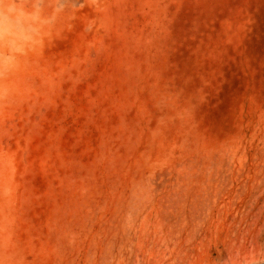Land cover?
Here are the masks:
<instances>
[{
  "label": "rangeland",
  "instance_id": "rangeland-1",
  "mask_svg": "<svg viewBox=\"0 0 264 264\" xmlns=\"http://www.w3.org/2000/svg\"><path fill=\"white\" fill-rule=\"evenodd\" d=\"M0 106V264L264 261V0H81Z\"/></svg>",
  "mask_w": 264,
  "mask_h": 264
},
{
  "label": "clouds",
  "instance_id": "clouds-1",
  "mask_svg": "<svg viewBox=\"0 0 264 264\" xmlns=\"http://www.w3.org/2000/svg\"><path fill=\"white\" fill-rule=\"evenodd\" d=\"M80 3L81 0H0V106L9 95L6 81L19 69L21 57L42 47L56 19L62 13L74 12ZM217 264H224V260L218 259Z\"/></svg>",
  "mask_w": 264,
  "mask_h": 264
}]
</instances>
